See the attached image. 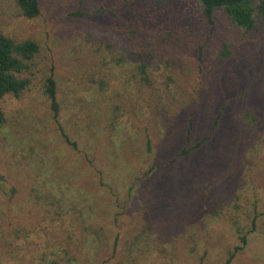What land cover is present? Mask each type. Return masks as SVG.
<instances>
[{
	"label": "rangeland",
	"instance_id": "1",
	"mask_svg": "<svg viewBox=\"0 0 264 264\" xmlns=\"http://www.w3.org/2000/svg\"><path fill=\"white\" fill-rule=\"evenodd\" d=\"M37 1L27 19L0 0V32L39 46L28 90L0 101V264H224L237 233L231 264H264V22Z\"/></svg>",
	"mask_w": 264,
	"mask_h": 264
},
{
	"label": "trees",
	"instance_id": "2",
	"mask_svg": "<svg viewBox=\"0 0 264 264\" xmlns=\"http://www.w3.org/2000/svg\"><path fill=\"white\" fill-rule=\"evenodd\" d=\"M18 11L27 19H35L39 16L40 10L37 0H13ZM202 13L207 21L212 22L215 11L223 12L239 29L248 31L255 28L256 18L264 22V0H197ZM39 46L36 42L26 40L23 42H15L11 38L0 32V101L7 95L18 98L30 85V80L23 77L31 63L33 57L38 53ZM144 71V66L141 65ZM44 94L46 95L53 116L58 114V102L56 98V84L54 78L50 75L44 81ZM251 117L247 114V117ZM252 120H256L252 118ZM218 117L214 120L216 125ZM4 123V114L0 106V125ZM61 135L66 144L76 149L75 143L71 142L67 135L61 130ZM188 140V139H187ZM207 138L202 139L196 144L184 148L180 151V155H186L199 149ZM253 227V223H252ZM238 245L232 251L228 252L224 264H231L238 253L244 250L247 235H238Z\"/></svg>",
	"mask_w": 264,
	"mask_h": 264
}]
</instances>
